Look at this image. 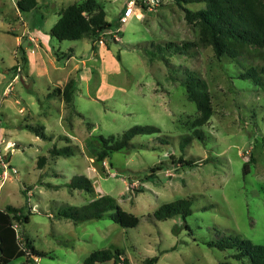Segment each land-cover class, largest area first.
Wrapping results in <instances>:
<instances>
[{
	"label": "rangeland",
	"instance_id": "1",
	"mask_svg": "<svg viewBox=\"0 0 264 264\" xmlns=\"http://www.w3.org/2000/svg\"><path fill=\"white\" fill-rule=\"evenodd\" d=\"M80 1L39 0L40 6L20 12L17 0H0V165L7 167L2 175L0 166V208L12 205L29 214L28 222L17 223L18 235L47 253L8 264H84L92 251L111 244L124 248L130 264L147 257H157V264H246L247 257H234L235 249L206 242L238 236L264 244V86L237 77L250 64L264 67V48L246 47L241 63L217 59L210 46H196L198 26L184 15V8L203 4L181 7L171 0L135 9L125 20L126 0H96L111 30L95 48L87 37L50 36L59 11ZM39 30L46 41L29 38ZM169 41L194 45L167 56L168 64L139 48ZM56 52L67 56L57 60ZM186 71L206 83L213 113L199 126L203 140L193 137L181 149V137L192 134L199 115L179 80ZM69 79L75 82L72 106L59 94L47 97ZM26 125L44 126L51 138ZM134 125H155L160 133L137 135L133 148L103 161L92 157L94 137L119 135ZM54 145H73L74 154L53 159L48 150ZM170 155L195 163L174 167ZM40 156L47 157L42 168ZM160 162L166 168L147 179ZM74 175L89 178L93 191L68 188ZM102 194L138 216V224L125 228L107 216L80 222L58 216L62 208ZM180 198L191 200L185 220L152 216L161 204Z\"/></svg>",
	"mask_w": 264,
	"mask_h": 264
},
{
	"label": "trees",
	"instance_id": "2",
	"mask_svg": "<svg viewBox=\"0 0 264 264\" xmlns=\"http://www.w3.org/2000/svg\"><path fill=\"white\" fill-rule=\"evenodd\" d=\"M161 3L166 0H160ZM178 6L183 4L200 3L203 6L197 10L184 8L185 18L189 23L198 26V40L195 43L198 47L210 46L217 59L228 58L241 63L240 57L245 53L246 47L253 46L264 48V0H171ZM37 0H17L16 6L20 12H29L36 8ZM111 30V23L106 20V13L103 7L96 0H81L63 8L58 13V18L49 30L50 36L62 40H78L82 37L90 38L94 43L101 37H106ZM148 49L141 46L143 52L150 58H161L168 64L167 56L187 52L194 43L183 41L181 44L174 42L150 43ZM95 48V43L93 44ZM57 60L64 58L67 54L58 55ZM242 65V64H241ZM264 67L255 64L245 66L237 76L241 79H251L258 85L264 86ZM174 78H177L174 76ZM185 88L187 98L194 103L199 115L193 124V131L190 135L181 137L179 147L183 149L194 137L203 140V134L199 129L212 115L211 98L204 80L193 72L186 71L183 77L179 78ZM74 80L69 79L62 87H55L47 94L51 97L54 94L62 96L67 104L73 105ZM36 135L43 139L51 137L44 132V126H28ZM160 133V128L155 125H134L124 130L119 135H98L94 137L91 144L96 143L92 148L91 155L96 161H103L109 158L114 152L128 150L134 147L131 144L133 137L137 135H149ZM160 144H168L164 137H157ZM49 156L55 159L58 156H70L74 154V146L62 147L52 146ZM174 167L192 166L195 162L192 159H185L181 155L176 159L170 155ZM47 160L46 156L37 159V167L42 168ZM247 163H245V167ZM165 163L160 162L149 168L147 179H153L157 173L163 171ZM70 189H81L87 192L93 191V182L85 175H74L66 183ZM190 198H180L165 202L156 208L152 216L156 220H165L174 216H180L185 220L191 214ZM59 217L70 219L74 222L89 219H101L107 216L120 226L128 228L135 227L139 217L123 210L113 196L102 194L97 198L80 206H68L60 209ZM29 214H23L19 208L6 205L0 208V264H8L11 260L31 255L44 256L47 253L36 249L28 237L18 235L16 225L20 222H28ZM189 228L188 224H185ZM207 246L219 250L235 249L234 257L242 259L247 257L246 264H264V244L253 243L251 240L238 236H221L217 241L206 242ZM113 260L114 263L130 264L124 256V248L111 244L106 248L92 251L85 259L84 264L106 263ZM157 257H147L142 264H157Z\"/></svg>",
	"mask_w": 264,
	"mask_h": 264
},
{
	"label": "built area",
	"instance_id": "3",
	"mask_svg": "<svg viewBox=\"0 0 264 264\" xmlns=\"http://www.w3.org/2000/svg\"><path fill=\"white\" fill-rule=\"evenodd\" d=\"M161 3L160 0H126L123 11H122V20H125L129 17H131L134 13L135 9H139V10H143L144 7L147 8H152L155 7L157 5H159ZM4 140L1 138L0 142H3ZM8 147H15L14 143H11V145H8ZM7 147V148H8ZM0 159H2V157L0 156ZM4 159H2L3 161ZM3 170H2V175L6 173V166L4 165V163H2ZM9 167V166H8ZM12 171L14 172L15 169H12Z\"/></svg>",
	"mask_w": 264,
	"mask_h": 264
},
{
	"label": "crops",
	"instance_id": "4",
	"mask_svg": "<svg viewBox=\"0 0 264 264\" xmlns=\"http://www.w3.org/2000/svg\"><path fill=\"white\" fill-rule=\"evenodd\" d=\"M37 2H39V0H37ZM37 6H40V5H37ZM25 33H27V32L25 31L23 34H25ZM29 38L32 39L33 41L35 40V41H40V42H43V41L47 40V37L43 33H41L40 30H39V32L38 31H33V33H31V36ZM28 42H30V44H32L31 41H28Z\"/></svg>",
	"mask_w": 264,
	"mask_h": 264
}]
</instances>
